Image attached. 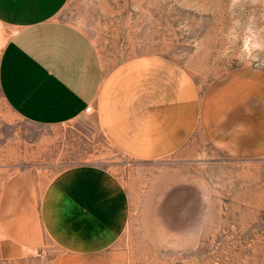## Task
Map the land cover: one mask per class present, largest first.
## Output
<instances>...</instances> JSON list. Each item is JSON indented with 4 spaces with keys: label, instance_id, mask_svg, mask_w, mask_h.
Masks as SVG:
<instances>
[{
    "label": "crops",
    "instance_id": "1",
    "mask_svg": "<svg viewBox=\"0 0 264 264\" xmlns=\"http://www.w3.org/2000/svg\"><path fill=\"white\" fill-rule=\"evenodd\" d=\"M68 2L0 0V101L12 118L39 126L91 118L109 145L141 162L198 142L236 157L264 153L263 72L232 73L203 92L165 56L112 64L63 19ZM128 217L125 187L101 166L0 174V262L51 244L61 254L54 264H110L102 255Z\"/></svg>",
    "mask_w": 264,
    "mask_h": 264
},
{
    "label": "rangeland",
    "instance_id": "2",
    "mask_svg": "<svg viewBox=\"0 0 264 264\" xmlns=\"http://www.w3.org/2000/svg\"><path fill=\"white\" fill-rule=\"evenodd\" d=\"M66 21L105 61L138 55L178 63L201 91L241 71L264 73V0H69ZM77 164L111 171L129 197L110 264H264V153L236 157L205 143L141 162L115 150L91 118L39 126L0 101V174L54 173ZM51 244L18 262L54 264Z\"/></svg>",
    "mask_w": 264,
    "mask_h": 264
},
{
    "label": "built area",
    "instance_id": "3",
    "mask_svg": "<svg viewBox=\"0 0 264 264\" xmlns=\"http://www.w3.org/2000/svg\"><path fill=\"white\" fill-rule=\"evenodd\" d=\"M90 110V107H87L86 111L88 112Z\"/></svg>",
    "mask_w": 264,
    "mask_h": 264
}]
</instances>
